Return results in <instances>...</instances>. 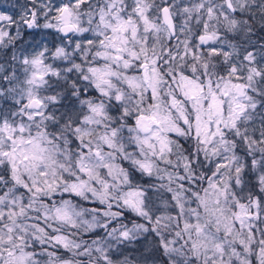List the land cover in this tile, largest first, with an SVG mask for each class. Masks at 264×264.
Returning <instances> with one entry per match:
<instances>
[{
    "label": "snow or ice",
    "instance_id": "snow-or-ice-1",
    "mask_svg": "<svg viewBox=\"0 0 264 264\" xmlns=\"http://www.w3.org/2000/svg\"><path fill=\"white\" fill-rule=\"evenodd\" d=\"M0 264H264V0L0 10Z\"/></svg>",
    "mask_w": 264,
    "mask_h": 264
},
{
    "label": "trees",
    "instance_id": "trees-1",
    "mask_svg": "<svg viewBox=\"0 0 264 264\" xmlns=\"http://www.w3.org/2000/svg\"><path fill=\"white\" fill-rule=\"evenodd\" d=\"M15 1H17V0H15ZM15 1H13V0H0V9L6 10L9 5L15 4ZM3 2H6V3H3ZM127 251H130L129 254L132 257H136V255H137L136 252L139 251L138 246H136L135 248L130 247Z\"/></svg>",
    "mask_w": 264,
    "mask_h": 264
},
{
    "label": "rangeland",
    "instance_id": "rangeland-1",
    "mask_svg": "<svg viewBox=\"0 0 264 264\" xmlns=\"http://www.w3.org/2000/svg\"><path fill=\"white\" fill-rule=\"evenodd\" d=\"M13 1H15V0H13ZM3 3H6V2H3ZM0 10H2V9H0ZM138 250H140V249H139V246H138ZM128 253H130V251H128ZM136 254H137L136 256H138L139 251H137Z\"/></svg>",
    "mask_w": 264,
    "mask_h": 264
},
{
    "label": "flooded vegetation",
    "instance_id": "flooded-vegetation-1",
    "mask_svg": "<svg viewBox=\"0 0 264 264\" xmlns=\"http://www.w3.org/2000/svg\"><path fill=\"white\" fill-rule=\"evenodd\" d=\"M17 2H18V0H17V1H15V3H17ZM19 2H20V3H22V2H23V0H20Z\"/></svg>",
    "mask_w": 264,
    "mask_h": 264
}]
</instances>
